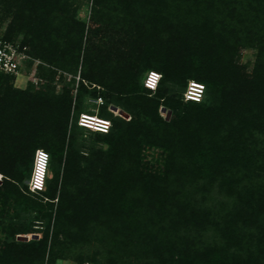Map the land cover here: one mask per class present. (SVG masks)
<instances>
[{"label":"trees","instance_id":"obj_1","mask_svg":"<svg viewBox=\"0 0 264 264\" xmlns=\"http://www.w3.org/2000/svg\"><path fill=\"white\" fill-rule=\"evenodd\" d=\"M84 1L0 0L40 62L25 89L0 74V264H264V0ZM86 95L107 132L78 125Z\"/></svg>","mask_w":264,"mask_h":264},{"label":"built area","instance_id":"obj_2","mask_svg":"<svg viewBox=\"0 0 264 264\" xmlns=\"http://www.w3.org/2000/svg\"><path fill=\"white\" fill-rule=\"evenodd\" d=\"M4 30L0 29V74L14 76L16 78L17 75H20L22 71H34L36 70L38 64L40 62L38 60H34L28 53L27 48L20 45L18 42H11L4 38ZM31 71V72H32ZM159 77L155 72H150L147 78L144 81V86L154 91L159 83ZM30 79V77H28ZM31 81H35V78H31ZM78 81V77H77ZM192 86H189V90L185 91L183 96L185 100L195 99L200 100L201 94L199 92H193L190 89ZM193 89V88H192ZM200 91V89H198ZM97 102L101 104V99L98 98ZM78 125L89 129L94 132L105 133L110 128V122L105 119H101L98 116L90 115V114H80L78 117ZM42 160V161H41ZM38 165L42 166L41 163H44V159L39 158L37 160ZM38 168H41L39 167ZM42 169V168H41ZM40 171V170H38ZM39 174V173H38ZM42 188V177L36 175L35 181L31 186L32 191H36ZM47 264V263H44ZM90 264V263H85Z\"/></svg>","mask_w":264,"mask_h":264},{"label":"rangeland","instance_id":"obj_3","mask_svg":"<svg viewBox=\"0 0 264 264\" xmlns=\"http://www.w3.org/2000/svg\"><path fill=\"white\" fill-rule=\"evenodd\" d=\"M84 2H85L84 7L80 11V13L81 14L82 13L85 14V12H86V14H87L86 20H88L89 17L91 16V8H92L90 6L91 0H85ZM11 15L12 14L4 15L3 12L1 11V8H0V29L1 30H5L7 28L8 24L11 21V18H12ZM240 52L241 53H240V56H239V63L240 64L247 63L248 64V70H250L252 65H253V61H254L253 51L249 50V49H243ZM31 71L32 70L27 71V72L22 71V73L20 75H17L15 80L12 82L13 86L15 88H18V89H25L29 82H31L34 85H38L40 83V80H38V78L36 77L37 71L35 69H34V71H32V72ZM60 76L65 78L66 82H70L69 80L72 81V79H73L71 75L68 76V75H65V74L61 73L60 71H56V76H55V79H54L56 93H59L61 91V88H62L61 87L62 83H61V77ZM28 77H30V79L31 78H35V81L34 82L31 81L30 79H28ZM76 80H77V76L75 77L74 84L72 85L73 88L77 87L76 86ZM99 104L100 103L97 102V100H94V99L90 98L88 95H86L84 97V107H83L82 110L90 112V113H93V114H96L99 111V107H100ZM108 110L110 112H112L114 115H118V112L112 111L110 108ZM160 115L164 118L166 114L160 112ZM126 120H128V118ZM83 138L86 141H89L91 139V133L84 131ZM34 158H35V154H34ZM32 172H33V168H32ZM32 172H31L30 179H28V181L25 182L27 184V186H28V189L30 191H32L31 188H30V181H31V177H32ZM30 236L31 235H28V238H30ZM39 237H40V234H38V238ZM56 264H77V263H75V262H73L71 260H57Z\"/></svg>","mask_w":264,"mask_h":264},{"label":"clouds","instance_id":"obj_4","mask_svg":"<svg viewBox=\"0 0 264 264\" xmlns=\"http://www.w3.org/2000/svg\"><path fill=\"white\" fill-rule=\"evenodd\" d=\"M159 75V74H158ZM161 79V76L159 77V80ZM191 83H195V84H198L199 86H200V91H198L200 94H201V97H202V95H203V93H204V87L201 85V84H199V83H197V82H194V81H189L188 82V84H187V88H186V90L185 91H187V90H189V86H191L190 84ZM191 100V99H190ZM191 101H193V100H191ZM199 100H197V101H193V102H198ZM38 153H39V151H36V153H35V158H34V166H33V172H32V177H31V181H30V188H31V186H32V184H33V182H34V174H35V170H36V168H38V163H40V162H38L37 160H39V155H38ZM45 159H44V163H41L42 164V166H39V167H41V168H39L40 169V173L38 174L40 177H42V187H43V182H44V178H45V173H46V166H47V155H46V157H44ZM42 161V160H41ZM42 188H40L39 190H36V191H40Z\"/></svg>","mask_w":264,"mask_h":264},{"label":"water","instance_id":"obj_5","mask_svg":"<svg viewBox=\"0 0 264 264\" xmlns=\"http://www.w3.org/2000/svg\"><path fill=\"white\" fill-rule=\"evenodd\" d=\"M110 109H111L112 111H116V112H118V115H119L120 117H122L123 119H127V118H128V115H126L125 113H123V112H121V111H118L117 108H115V107H111ZM160 112L166 114V115H165V119H166V121H168V120H169V117H170V112L167 111L165 108H161V109H160ZM37 238H38V235H31L30 238H28V236H24V235H23V236H18V237H17V241L27 242V241H29V239H37Z\"/></svg>","mask_w":264,"mask_h":264}]
</instances>
